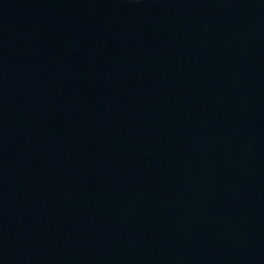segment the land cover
Returning a JSON list of instances; mask_svg holds the SVG:
<instances>
[{
	"label": "water",
	"instance_id": "95a60500",
	"mask_svg": "<svg viewBox=\"0 0 264 264\" xmlns=\"http://www.w3.org/2000/svg\"><path fill=\"white\" fill-rule=\"evenodd\" d=\"M0 264H264V0H0Z\"/></svg>",
	"mask_w": 264,
	"mask_h": 264
},
{
	"label": "clouds",
	"instance_id": "9594fccd",
	"mask_svg": "<svg viewBox=\"0 0 264 264\" xmlns=\"http://www.w3.org/2000/svg\"><path fill=\"white\" fill-rule=\"evenodd\" d=\"M133 2H135V0H133Z\"/></svg>",
	"mask_w": 264,
	"mask_h": 264
}]
</instances>
